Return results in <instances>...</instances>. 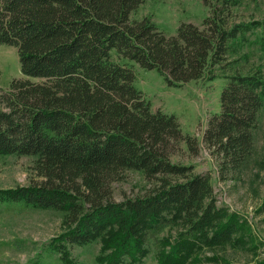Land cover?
Here are the masks:
<instances>
[{"label": "trees", "instance_id": "1", "mask_svg": "<svg viewBox=\"0 0 264 264\" xmlns=\"http://www.w3.org/2000/svg\"><path fill=\"white\" fill-rule=\"evenodd\" d=\"M144 1L0 0V45L17 50L24 76L0 87V156L36 158L42 179L1 193L65 213L70 229L56 243L105 239L106 264L141 262L152 235L182 223L185 237L169 252L162 242L157 259L184 264L200 243L229 240L236 223H221L227 214L213 201L210 175L173 162L182 144L195 156L201 144L175 116L153 110L135 86L134 65L158 71L171 86L214 81L246 27L232 22L241 0H202L211 11L203 23L166 36L151 18H132ZM228 80L202 143L223 170L237 171L254 150L264 75ZM127 171L143 173L155 187L117 203L113 184Z\"/></svg>", "mask_w": 264, "mask_h": 264}, {"label": "rangeland", "instance_id": "2", "mask_svg": "<svg viewBox=\"0 0 264 264\" xmlns=\"http://www.w3.org/2000/svg\"><path fill=\"white\" fill-rule=\"evenodd\" d=\"M210 12L202 0H145L132 18L149 17L166 36H175L183 24L200 26ZM233 14V24H244L246 28L229 44L227 61L214 81L202 78L171 86L158 71L134 65L135 86L150 100L153 110L175 116L183 133L201 144L197 156L182 144L173 162L193 165L196 173L210 175L213 201L227 214L221 223H236L237 232L229 240L214 245L201 241L198 251L184 264L264 263V107L255 131L253 153L239 170H223L219 156L202 143L210 119L221 111V93L229 77L264 75V0H241ZM22 78L17 50L0 45V87L8 89L13 80ZM35 161L34 157L0 156V264H106L102 258L111 249L105 239L83 246L55 242L70 229L65 213L2 199L3 191L42 181ZM154 187L143 173L127 171L123 180L113 184L112 199L122 203L144 196ZM185 228L182 223L164 225L150 237L146 244L149 254L137 264H159L158 253L165 248L162 242L170 243L166 248L169 252L171 245L185 237Z\"/></svg>", "mask_w": 264, "mask_h": 264}]
</instances>
